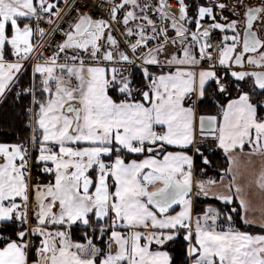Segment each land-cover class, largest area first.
Masks as SVG:
<instances>
[{"label":"snow or ice","instance_id":"1","mask_svg":"<svg viewBox=\"0 0 264 264\" xmlns=\"http://www.w3.org/2000/svg\"><path fill=\"white\" fill-rule=\"evenodd\" d=\"M10 97L0 264H264V0H0Z\"/></svg>","mask_w":264,"mask_h":264},{"label":"trees","instance_id":"2","mask_svg":"<svg viewBox=\"0 0 264 264\" xmlns=\"http://www.w3.org/2000/svg\"><path fill=\"white\" fill-rule=\"evenodd\" d=\"M20 105V101H15L11 97L0 103V141L14 142L18 137L22 138L27 134L25 127L27 116ZM213 164L221 165L220 158L213 161ZM213 173L209 171L208 174Z\"/></svg>","mask_w":264,"mask_h":264},{"label":"crops","instance_id":"3","mask_svg":"<svg viewBox=\"0 0 264 264\" xmlns=\"http://www.w3.org/2000/svg\"><path fill=\"white\" fill-rule=\"evenodd\" d=\"M2 101H0V103H1ZM245 151H247V149H245ZM221 157H222V154L221 153H219V152H217L215 155H212V162L213 161H215L217 158H220V162H221ZM223 158V157H222ZM224 159V158H223ZM223 161H225V159L223 160ZM197 163H199V161L197 162ZM242 163H244V161L242 160ZM261 163H262V161L259 159V158H255V165H254V167L256 168V169H258L260 166H261ZM227 165H226V161H225V163H223V165L221 166V165H219V166H216V168H219V167H226ZM211 172H214V170H210ZM254 203L255 204H259V200H258V198H254Z\"/></svg>","mask_w":264,"mask_h":264},{"label":"flooded vegetation","instance_id":"4","mask_svg":"<svg viewBox=\"0 0 264 264\" xmlns=\"http://www.w3.org/2000/svg\"><path fill=\"white\" fill-rule=\"evenodd\" d=\"M211 157H212V155L210 156V158H211ZM211 160H212V158H211ZM223 160H224V159L221 157V162H220V163H221V166L223 165V162H224ZM212 163H213V162H212ZM213 165H214V164H213ZM214 166H215V165H214ZM215 168H216V167H215Z\"/></svg>","mask_w":264,"mask_h":264},{"label":"water","instance_id":"5","mask_svg":"<svg viewBox=\"0 0 264 264\" xmlns=\"http://www.w3.org/2000/svg\"><path fill=\"white\" fill-rule=\"evenodd\" d=\"M223 157V156H222ZM223 163H225V161L223 162ZM219 168H214V169H212V170H214V171H217Z\"/></svg>","mask_w":264,"mask_h":264},{"label":"built area","instance_id":"6","mask_svg":"<svg viewBox=\"0 0 264 264\" xmlns=\"http://www.w3.org/2000/svg\"><path fill=\"white\" fill-rule=\"evenodd\" d=\"M63 2V0H61V3ZM45 27H47V25H45ZM57 38H59L58 36H57Z\"/></svg>","mask_w":264,"mask_h":264}]
</instances>
